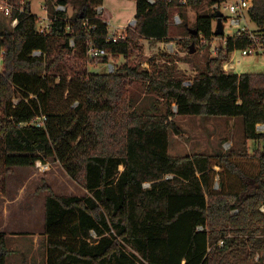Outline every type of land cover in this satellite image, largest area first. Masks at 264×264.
Returning a JSON list of instances; mask_svg holds the SVG:
<instances>
[{
	"label": "trees",
	"instance_id": "trees-1",
	"mask_svg": "<svg viewBox=\"0 0 264 264\" xmlns=\"http://www.w3.org/2000/svg\"><path fill=\"white\" fill-rule=\"evenodd\" d=\"M12 1L24 3L25 11H15L14 28L0 31V45L6 48L0 71V163L11 168L54 157L87 190L60 194L48 183L42 186L48 191L47 264H248L255 259L264 250V149L178 156L169 151L170 133H183L178 115L241 117L245 146L250 139L264 140V131L257 129L264 123V73L223 68L251 39L227 36L186 85L185 75L158 65L154 57L152 68H142L133 47L142 38L172 40V13L178 10L180 24H187V7L205 0H135L136 24L117 42L108 40L104 0H79L71 18L48 0V34L38 32L30 0ZM217 11L199 14L193 27L186 25L185 33L192 36L189 50L191 43L216 35ZM248 15L263 26L264 0H253ZM53 38L64 42L51 59ZM91 44L108 54L90 59ZM121 55L126 61L115 71L87 69L89 63L106 64ZM63 62L71 81L61 92L69 89L78 100L71 112L51 109V73ZM136 80L157 94L151 107L138 109L139 99L131 93ZM8 238L0 231V264H8ZM256 264H264V255Z\"/></svg>",
	"mask_w": 264,
	"mask_h": 264
},
{
	"label": "rangeland",
	"instance_id": "rangeland-1",
	"mask_svg": "<svg viewBox=\"0 0 264 264\" xmlns=\"http://www.w3.org/2000/svg\"><path fill=\"white\" fill-rule=\"evenodd\" d=\"M52 1L57 6L60 4L58 0ZM70 1L73 5L71 4L65 9L68 16L79 10V0ZM229 1L221 4H211L209 0H205L197 7H187L188 21L184 25L176 21L175 16L180 15L179 11L176 10L170 18V32L173 36L171 39L174 43H171V40L158 42L153 39H139L138 44L133 47V58L141 62L142 68H152L149 60L154 57L158 65H171L176 72L186 76L185 82L192 81L198 70L205 65L208 56L216 53V47L220 42L225 41L227 36L236 32L239 27L246 23L244 20L240 25L231 23L233 14L226 7ZM30 2L34 14L37 16L46 15L44 7L48 0H30ZM103 7L110 16L108 19L110 33L122 30L129 23L132 26L136 24L131 21L136 15L135 0H104ZM217 10H220L224 17L221 19L215 18L213 28L217 31L219 25L222 26L224 35L216 34L212 40L194 43L196 51L190 53L188 42L192 36L185 33L186 27H193L199 14L213 13ZM10 20L0 10V31H2L3 26L8 29L13 28ZM246 20V25L250 28L255 29L257 27L248 14H246ZM63 42L64 40L61 38L51 39L48 58L52 59L59 52ZM75 52L76 50L73 47L72 55ZM82 52L83 49L80 48L79 53L82 54ZM165 53L171 55L172 62L170 58L166 57ZM231 57L233 62L237 64V67L231 70L232 72L264 73V55L262 54L244 55L242 50H236ZM110 61L116 65L115 71L126 59L121 55L119 58H112ZM87 69L90 72H108L109 70L108 65L104 63H89ZM69 74V65L65 62L61 63L51 73L52 82L50 87L53 89L51 109L53 111L71 112L78 105V100L74 99V95L70 93L69 89L61 92L64 82L65 86H68L71 81ZM143 84L141 80H136L131 86V93L139 99L137 105L139 110L151 107L152 101L158 97L156 93L148 92ZM20 98L21 96L18 94L14 101L19 102ZM173 108L175 111L177 110L176 103L173 104ZM175 119L181 126L183 133L181 135L174 132L170 133L169 151L172 155L228 152L232 149H246L249 152H254L257 148L264 149V140L250 139L248 141L249 146H245L244 125L241 117L178 115ZM38 162L27 166L15 165L11 168H7L0 163V220L2 219L0 221V231H6L9 236L8 264H25V258L27 264L30 261L32 264H47V235L45 228H41L44 218L43 197L48 193L47 190L42 189L44 183L50 184L60 194L83 195L87 192L84 187L71 178L58 159L49 157L42 161L50 165L49 169L46 170H42ZM145 186L149 187L150 185L145 184ZM32 202L36 205H30ZM35 235L38 236L37 240H35ZM93 236L96 237L94 232ZM219 243H222L221 240ZM128 248L132 249L131 246H128ZM263 255L264 250L259 251L255 259H248V264H256V261Z\"/></svg>",
	"mask_w": 264,
	"mask_h": 264
},
{
	"label": "built area",
	"instance_id": "built-area-1",
	"mask_svg": "<svg viewBox=\"0 0 264 264\" xmlns=\"http://www.w3.org/2000/svg\"><path fill=\"white\" fill-rule=\"evenodd\" d=\"M182 1L185 2L186 0H182ZM45 5L46 6L44 8L46 9V15L38 16L37 30L41 34H48L50 33L52 29V19L49 16L47 3H45ZM252 5H253V0H230L226 7L233 14V16H231V23L235 25H240L243 20L246 21L247 23L246 14H248V11L252 7ZM57 9L65 10L66 8L63 4H59L57 6ZM102 9L103 7L100 6L98 8V11L102 12ZM0 10L7 17L11 19L10 20L11 25L14 28L19 22L18 15H15V11H18L19 13L24 12L25 5L24 3L17 4L13 2L12 0H0ZM175 18L177 22L181 21V18L179 15H176ZM246 23L245 25H242L241 27H239V29L236 32L230 35H235V34L240 35V36L247 35L251 39V44L247 48L241 49L244 55H253V54L264 55V25L261 27L257 26L255 29H252L248 25H246ZM126 34H127L126 30L109 33L108 40L117 42L119 39L125 38ZM71 44L75 45L74 40L71 41ZM5 54H6V48L4 47V45H0V71L4 69ZM33 54L39 55L41 54V51L35 50ZM107 54L108 53L106 52L104 48L96 47L93 44H91L88 50V55L91 59H94L99 56H104ZM106 65H108V69H109L108 71L110 72L114 71V68L116 67V65L111 61L106 63ZM236 67H237V64L233 62L232 57L228 62L224 63L223 65L224 70L228 72L235 69ZM185 84L190 85L191 81L185 82ZM176 108H177V105H176ZM45 118H46L45 116L41 117L39 120V123L42 124ZM257 129L258 131H264V123H259L257 126ZM38 163L42 170L49 169L50 167L48 163H44L40 160ZM168 177H171V175H168ZM145 184L150 185V183H145ZM261 209L264 211V206H262Z\"/></svg>",
	"mask_w": 264,
	"mask_h": 264
},
{
	"label": "crops",
	"instance_id": "crops-1",
	"mask_svg": "<svg viewBox=\"0 0 264 264\" xmlns=\"http://www.w3.org/2000/svg\"><path fill=\"white\" fill-rule=\"evenodd\" d=\"M72 4V2L70 1V0H68V2L66 3V5H64L65 6V8L67 7L68 8V6H70ZM73 5V4H72ZM75 5V4H74ZM76 10V9H75ZM74 14V13H73ZM73 14L71 15V16H68L69 18H71L72 16H73ZM68 15V14H67ZM134 20V18L131 20V21H133ZM130 24V23H129ZM129 24L127 25V26H124L123 28H122V30H120V31H123V30H126V28L129 26ZM257 26V25H256ZM115 32H119V31H115ZM173 36H170V38H172ZM142 39H144V40H152V39H145V38H142ZM155 41H158V42H164V41H159V40H155ZM171 43H174V41L173 40H171ZM256 141H259V140H256ZM2 192V191H1ZM35 196H37V194H35ZM45 197H46V195H44V197H43V200H44V202H43V210H44V218H43V221H42V226H41V228L43 229V228H45L44 227V225H45ZM34 200V199H33ZM30 205H36V203H30ZM5 207V206H4ZM2 209V208H1ZM4 210V209H3ZM2 220V219H1ZM0 220V221H1ZM1 224V223H0ZM33 224V223H32ZM0 230H1V228H0ZM4 231V230H3ZM6 232V231H5ZM34 232V231H33ZM8 234V233H7ZM35 240H37V238H38V236L37 235H35ZM24 262H25V264H27V261H26V258L24 259ZM29 264H32V262L30 261V263Z\"/></svg>",
	"mask_w": 264,
	"mask_h": 264
},
{
	"label": "water",
	"instance_id": "water-1",
	"mask_svg": "<svg viewBox=\"0 0 264 264\" xmlns=\"http://www.w3.org/2000/svg\"><path fill=\"white\" fill-rule=\"evenodd\" d=\"M223 17H224V14L220 10H218L217 14H216V18L221 19ZM133 22L134 23L136 22V18H134ZM191 32L192 33H197V30L196 29H192ZM215 32H216L217 35L218 34H223L224 33V29H222V26L219 25L218 30L215 31ZM195 51H196L195 44L192 43L191 44V48H190V53H194Z\"/></svg>",
	"mask_w": 264,
	"mask_h": 264
}]
</instances>
